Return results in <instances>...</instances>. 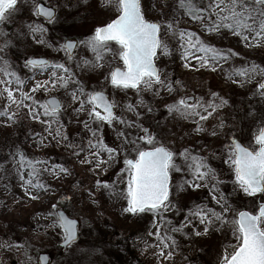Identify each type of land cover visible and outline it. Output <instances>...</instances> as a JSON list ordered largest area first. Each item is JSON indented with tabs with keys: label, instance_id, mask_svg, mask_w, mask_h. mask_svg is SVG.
I'll return each mask as SVG.
<instances>
[{
	"label": "rangeland",
	"instance_id": "374dc122",
	"mask_svg": "<svg viewBox=\"0 0 264 264\" xmlns=\"http://www.w3.org/2000/svg\"><path fill=\"white\" fill-rule=\"evenodd\" d=\"M42 1L56 9L53 21L45 22L36 15L33 0H18L16 11L0 23V58L9 62L5 71H0V81L11 79L7 86L14 89L18 100L23 99V105L18 107L8 100L6 85L0 83V113L5 110L15 113V119L11 115H0V264H39L38 256L42 252L51 256L49 264H212L220 260L226 248L230 254L233 249L229 245L235 240L229 221L241 210L237 204H246L248 210L256 211L257 198L264 201V195L253 197L238 187L225 149L233 137L247 146L254 145L253 137L258 134L259 127L264 126V97L257 92L264 77L261 72L264 69V38L258 37L257 43L251 38L245 40L242 35L236 36L231 29L226 33L225 28L208 31L205 25L215 21L216 14L205 12L200 14L202 20L193 19L187 9L181 7L180 0H141L146 19L161 22V39L167 43L170 53L162 55L158 50L156 65L162 79L172 82L173 90L154 85L151 90L141 86L138 92L135 88L111 83V71L124 67L116 42H109L112 51L104 55L100 66L83 64L85 58L94 59L93 52L84 43L78 44L71 57L60 47L67 38L85 41L97 27L109 23L118 14L113 5L106 0H36L37 3ZM210 2L191 0L196 8H207ZM225 3L230 8L229 0ZM168 20L173 22L174 31H168L163 23ZM37 24L43 25V32H34L29 27ZM180 30L197 33L208 44L228 52L229 58L218 61L214 69L201 67L191 58L189 64L192 66H186L182 59ZM247 35L251 37L255 33ZM33 57H45L70 68L72 79L68 86L49 84L48 90L39 88L31 92L37 82L49 80L52 71L51 67L45 71L38 66H27L26 61ZM253 64L258 66L254 78L233 74L235 69ZM8 71L16 73L25 83L17 85L15 78L5 74ZM70 74L57 70L58 77ZM81 85L84 88L81 99L85 100L83 111L79 110L81 101L72 98L73 89ZM20 90L28 92L33 99L22 98ZM93 91L105 92L115 102L116 115L133 123L113 121L101 126L90 119L91 104L86 97ZM213 93L217 96L213 97ZM50 96H57L63 102L59 122L66 139L56 134L58 125L53 117L41 114L40 119H33L27 107L31 105L43 113L42 105ZM181 97H194L205 105L213 101L219 105L220 98L226 103L199 123V116L168 111L166 105ZM36 101H40V105ZM129 104L135 105V110H129ZM45 120L52 121L51 127L43 122ZM85 122L89 128H85ZM198 123L201 131L196 130ZM97 127H101L98 135L104 143L118 149V155L107 166L99 168L90 156L88 159L92 163H81L88 156V143L93 138L89 129ZM143 128L154 134L157 146L163 144L177 154L178 164L183 166L179 154L189 149L205 157L216 174L202 182L201 187L193 188L190 185L179 187L185 178H190L186 169L173 171L169 195L172 206L159 215L123 211L127 207V174L122 172L124 160L135 158L132 148L151 147L142 140L128 143L142 136ZM124 136L128 140H124ZM81 148L85 151H80ZM20 153L26 160L45 162L37 164L38 176L33 178V183L38 178L44 188L26 185L32 169L21 163ZM101 156L109 159L106 152L102 151ZM57 164L68 168L69 173L55 175L47 170ZM217 179L219 183L214 192L210 185ZM96 181L114 187L98 186ZM214 194L217 199L223 196L220 204L213 199ZM225 202L229 209L225 214L227 221H215L207 232L198 219L186 224L189 209L195 204H206L221 212ZM59 209L79 221V239L65 250L60 246L63 229L59 225L52 226L56 217L50 214ZM163 217H167V221ZM182 224H186L182 231H172ZM157 231L161 235L167 232L176 241L175 244L168 242L163 256L160 255L163 244L154 234ZM168 251L173 253L171 257H167Z\"/></svg>",
	"mask_w": 264,
	"mask_h": 264
},
{
	"label": "snow or ice",
	"instance_id": "6c2138e0",
	"mask_svg": "<svg viewBox=\"0 0 264 264\" xmlns=\"http://www.w3.org/2000/svg\"><path fill=\"white\" fill-rule=\"evenodd\" d=\"M106 3L115 7L118 14L114 19L104 26L97 27L94 34L87 40H69L60 47L71 57L73 50L78 44L84 43L93 52L94 59L88 60L85 58L83 64L100 66L104 55L112 51L109 47V42L114 41L120 46L118 54L122 58L124 67H117L111 71L110 79L113 85L123 88H135L138 92L141 86L151 90L154 85H157L161 88L167 87L169 91H172V82L169 80L166 83L165 79H162L160 69L156 65L158 50L159 54L162 55L170 53L167 43L161 39V22L146 19L141 0H106ZM229 3L230 8L229 4L225 3V0H211L207 8H196L191 3V0H180L181 7L186 8L188 14L192 15L193 19L202 20L203 15L200 14L205 12L216 14L217 19L211 24L205 25L208 31H219L220 28L232 29L236 34L242 35L245 40L251 38L259 43L257 38H264V0H229ZM17 4L18 0H0V23L8 20L11 12L16 11ZM221 4H225V7L221 8ZM33 5L37 16L42 15L46 20L55 19V9L53 7L45 6L44 3H37L36 0H33ZM225 12L227 14L223 15L222 13ZM208 18L211 20V15ZM163 23L166 25L168 31H174V25L171 20L164 21ZM29 27L34 32L44 31L43 25L40 24L35 26L29 25ZM248 32H254L255 35L249 37L247 35ZM179 36L182 45V59L185 60L186 66H192L189 64V58H191L197 61L201 67L208 66L214 69L218 66V61L229 58L230 54L228 52L208 44L197 33L180 30ZM197 52L202 53V55H197ZM8 65L9 62L7 60L0 58V71H5ZM26 65L33 68L38 66L41 70L45 71L49 67L52 68L49 80L37 82L31 89L33 93L39 88L48 90L47 86L49 84L53 87L57 85L67 87L72 79L70 68L58 62H51L46 58H32L26 61ZM57 70H63L70 75L58 77ZM257 70L258 66L253 64L250 67L235 69L233 74L240 75L245 79H252ZM261 72L264 73V69ZM5 74L10 78H15L17 85L25 83L14 72L8 71ZM0 83L6 85L5 91L8 100L16 103L18 107L22 106L23 99L18 100L14 95V89L7 86L11 83V79L0 81ZM257 92L260 96L264 97V79L258 84ZM20 95L22 98L33 99V96L22 90H20ZM83 95L84 88L82 85L73 89V100L81 101L80 111L84 110L85 100L81 99ZM212 95L213 97L217 96L215 93ZM86 100L91 104L88 112L89 118L98 122L101 126L104 122L112 124L113 121L133 123L125 121L122 116L116 115L114 111L115 102L110 101L103 91L88 93ZM224 103L226 101L223 98H220L219 105L214 101L205 105L195 98L181 97L177 102L166 105V107L170 113L176 112L182 116H199V123H202ZM36 104L40 105V101H36ZM27 107L32 113L33 119H40L41 114L46 117H53L58 125L55 129L56 134L66 139L63 133V126L59 122L62 101L57 98L45 100L42 105L43 113L31 105ZM128 107L129 110H135L136 106L129 104ZM209 108L211 111L207 110ZM98 109H102V111ZM148 110L151 111L152 109L149 108ZM202 111L206 112V115L202 114ZM0 115H11L15 119V113H10L8 110L0 113ZM43 122L51 127L52 121L45 120ZM199 123L197 131L202 130ZM84 126L85 128H89L87 122H85ZM89 131L93 138L88 143V156L81 163H92V160L88 159L90 156L94 158L97 168L101 167V165L107 166L118 155V149L109 147L104 143L102 136L98 135L101 132V127L90 128ZM142 131L143 135L133 140H128L126 136L123 137L124 140H128L129 144H135L136 141L142 140L151 146L132 148L135 158H126L124 160L125 168L122 169V172L127 174V188L126 194H122L126 195L127 207L123 211L131 213H144L147 211L158 215L168 211L169 207L172 206L169 195L171 173L173 171L181 172L186 169L187 176H190V178H185L179 187L190 185L193 188H199L202 186V182H207L210 177L214 178L216 176L215 170L207 164L205 157L193 154L189 149H184L179 154L183 158L182 166L176 162V153L163 144L157 146L155 136L149 129L143 128ZM119 135L123 136V133H119ZM253 140L255 142L254 145L249 144L245 146L233 137L231 142L225 145V149L228 153V161L234 168L235 180L238 187L244 193L255 197L258 193L264 195V126L259 127L258 134L253 137ZM92 148H95L96 151H90ZM80 151H85V149L81 148ZM102 151L107 153L108 160H105L101 156ZM20 158L22 164L32 169L25 182L26 185L44 188V184L38 178L33 183V178L38 176L39 169L37 168V164L45 162L26 160L23 153H20ZM47 170L55 175L69 173V169L60 164L51 165ZM96 183L98 186L108 189L114 187V185L107 182L96 181ZM218 183L219 180L217 179L215 183L210 185L214 192ZM29 195L32 194L29 192ZM65 199H70V197H65ZM213 199H216L217 204H220L223 196L217 199L214 194ZM228 210L226 202L221 212H217L206 204H195L193 208L189 209L188 217L185 218L186 224L191 223L192 219H198L201 224L205 225L204 230L207 232L208 227L215 221H227L225 214ZM50 214L56 217L53 220L52 226L59 225L63 229L64 245H71L77 239V219L69 218V216L61 211H55ZM163 220L167 221V217H163ZM229 222L232 224V236L235 240V243L229 245L233 251L229 254L226 248L218 264H264V201L258 205L255 212L247 210L239 211ZM186 224H182L179 228L172 229V231H182L186 227ZM154 234L159 237L163 244V247L157 245V247H160V255L163 256L165 255L164 249L169 247L168 242L171 241L172 244H175L176 241L167 232L164 235H161L159 231ZM172 254L171 251H168L166 255L167 257H171Z\"/></svg>",
	"mask_w": 264,
	"mask_h": 264
},
{
	"label": "water",
	"instance_id": "95a60500",
	"mask_svg": "<svg viewBox=\"0 0 264 264\" xmlns=\"http://www.w3.org/2000/svg\"><path fill=\"white\" fill-rule=\"evenodd\" d=\"M39 3H44L45 4V6H49V5H47L45 2H39ZM52 7V6H51ZM54 8V7H53ZM55 9V8H54ZM56 9H55V16H56ZM40 18H42L43 20H45L46 22H51L52 20H46L42 15H40L39 16ZM69 40H72V41H77V40H75V39H72V38H68V39H66L65 41H64V44H65V42L66 41H69ZM76 49H77V47L73 50V54L75 53V51H76ZM33 58H45V57H33ZM30 59H32V58H30ZM30 59H28V60H30ZM47 59V58H46ZM27 60V61H28ZM47 60H49V59H47ZM263 79H264V77H263ZM105 93V92H104ZM106 94V93H105ZM106 96L108 97V95L106 94ZM52 98H57V99H59L60 100V98L59 97H57V96H50V97H48V98H46V100H49V99H52ZM193 98V97H192ZM108 99H109V97H108ZM110 100V99H109ZM61 101V100H60ZM63 104V103H62ZM100 111H102V109H99ZM237 139V138H236ZM238 141H240L239 139H237ZM241 142V141H240ZM242 144H243V142H241ZM244 145V144H243ZM57 211H61V212H63L65 215H67V216H69V214L65 211V210H63V209H59V210H57ZM241 211H244V210H241ZM247 211H251V210H247ZM253 212V211H252ZM69 218H73V217H71V216H69ZM73 219H76V218H73ZM78 221V220H77ZM77 229H78V232H77V239L75 240V241H77L78 240V238H79V221H78V223H77ZM74 241V242H75ZM73 242V243H74ZM60 246H61V248L63 249V250H65V249H67V247L68 246H65L64 245V243H63V240L60 242ZM50 259H51V256L49 255V254H47V253H44V252H42V253H40L39 254V264H49L50 263Z\"/></svg>",
	"mask_w": 264,
	"mask_h": 264
},
{
	"label": "trees",
	"instance_id": "16d2710c",
	"mask_svg": "<svg viewBox=\"0 0 264 264\" xmlns=\"http://www.w3.org/2000/svg\"><path fill=\"white\" fill-rule=\"evenodd\" d=\"M232 30V29H231ZM227 31H229V29H227V28H225V31H224V33H226ZM234 31V30H233ZM235 32V31H234ZM241 36L240 34H236V36ZM258 200H259V198H257ZM258 200H257V202H258ZM237 207L239 208V209H248L249 208V206L248 205H246V204H243V203H239V204H237ZM215 261V263H213L212 262V264H218V262H219V260H214Z\"/></svg>",
	"mask_w": 264,
	"mask_h": 264
},
{
	"label": "flooded vegetation",
	"instance_id": "af4514ba",
	"mask_svg": "<svg viewBox=\"0 0 264 264\" xmlns=\"http://www.w3.org/2000/svg\"><path fill=\"white\" fill-rule=\"evenodd\" d=\"M109 97V96H108ZM194 98V97H193ZM114 111H115V108H114ZM262 201H260V203H261Z\"/></svg>",
	"mask_w": 264,
	"mask_h": 264
}]
</instances>
